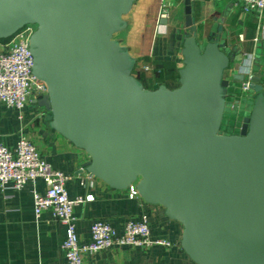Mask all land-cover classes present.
Segmentation results:
<instances>
[{"label":"water","instance_id":"1","mask_svg":"<svg viewBox=\"0 0 264 264\" xmlns=\"http://www.w3.org/2000/svg\"><path fill=\"white\" fill-rule=\"evenodd\" d=\"M133 3L0 0V39L35 25L46 93L34 102L89 175L162 206L195 264H264V69L232 73L236 51L215 31L199 38L185 0L177 85L144 87L115 37Z\"/></svg>","mask_w":264,"mask_h":264},{"label":"crops","instance_id":"2","mask_svg":"<svg viewBox=\"0 0 264 264\" xmlns=\"http://www.w3.org/2000/svg\"><path fill=\"white\" fill-rule=\"evenodd\" d=\"M165 2L168 16L160 17L161 0H134L124 17L126 27L115 36L136 59L137 71H141L143 64L154 66V70L143 72L152 86L150 88L161 83L174 87L178 69L183 66L180 49L185 0ZM188 2L198 37L215 31L228 47L236 51V70L232 73L247 76L255 66L264 69V12L258 15L242 10L240 0ZM21 113L19 119L16 110L0 104V142L11 147L20 133H24L53 168L70 176L66 182L68 195L85 197L84 202L73 208L79 243L89 240L90 224L95 219L107 221L120 232L127 220L137 219L142 213L148 215L150 237L169 242V245L144 248H105L93 255L84 254V264H195L180 246L182 226L169 219L162 206L145 202L130 188L113 189L89 175L84 170L88 154L49 127L45 110L33 98ZM32 189L43 192L45 184L37 179L27 182L20 190L0 191V264L64 262L61 249L64 225L53 219L48 211L35 217Z\"/></svg>","mask_w":264,"mask_h":264},{"label":"built area","instance_id":"3","mask_svg":"<svg viewBox=\"0 0 264 264\" xmlns=\"http://www.w3.org/2000/svg\"><path fill=\"white\" fill-rule=\"evenodd\" d=\"M240 5L246 12H256L258 15L264 12V0H240ZM167 6L165 0H161L160 17L168 16ZM34 29V24H25L11 36L0 39V104L16 110L19 119L30 98L37 99L46 93L45 84L32 73L29 37ZM152 70L154 66L150 64L141 66L144 73ZM247 90L248 79L241 85V94ZM69 178L68 174L53 168L24 133H20L11 147L0 142V191L20 190L29 181H43V192L36 189L31 191L32 210L36 218L41 212L48 211L53 219L64 225L62 264H84V254L93 255L113 246L144 248L158 244L169 245L168 241L150 237L148 215L145 213L137 219L127 220L120 232L107 221L95 219L90 224L89 240L79 243L73 208L84 202L85 197L68 195L66 182ZM129 188L137 194L133 186Z\"/></svg>","mask_w":264,"mask_h":264},{"label":"trees","instance_id":"4","mask_svg":"<svg viewBox=\"0 0 264 264\" xmlns=\"http://www.w3.org/2000/svg\"><path fill=\"white\" fill-rule=\"evenodd\" d=\"M133 73L135 74L136 78H137V79L143 84L144 87H146V88H150V87H152V86L150 85L149 80L144 76V74H143L142 71H137V70L135 69V67H134V69H133ZM156 86H157V85H155L154 87H156ZM154 87H153V88H154ZM222 131H223V132H230L229 129H228V127H224V128L222 129Z\"/></svg>","mask_w":264,"mask_h":264},{"label":"rangeland","instance_id":"5","mask_svg":"<svg viewBox=\"0 0 264 264\" xmlns=\"http://www.w3.org/2000/svg\"><path fill=\"white\" fill-rule=\"evenodd\" d=\"M115 36H116V35H115ZM140 70H141V69H140ZM176 85H177V84H176ZM176 85H175V86H176Z\"/></svg>","mask_w":264,"mask_h":264}]
</instances>
